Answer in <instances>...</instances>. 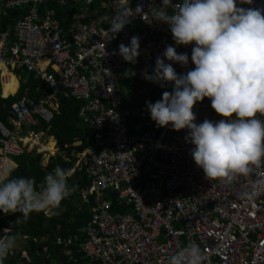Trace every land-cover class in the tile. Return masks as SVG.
I'll use <instances>...</instances> for the list:
<instances>
[{
  "label": "built area",
  "instance_id": "obj_1",
  "mask_svg": "<svg viewBox=\"0 0 264 264\" xmlns=\"http://www.w3.org/2000/svg\"><path fill=\"white\" fill-rule=\"evenodd\" d=\"M125 3L0 0L3 14L13 8L27 9L13 28L0 32V90L6 75L18 77L19 70L35 73L51 89L38 99L22 96L12 103L13 129L0 120V165H13L12 156L29 149H46L41 138L44 131L34 127L53 119L61 93L81 101L79 117L93 128L89 145L70 151V157L76 158L71 172L82 169L88 181L79 202L90 211L85 237L57 235L54 243L60 254L55 257L45 244L47 236L34 237L41 245L35 251L44 258L38 264H166V258L188 242L200 245L204 264H264V193L251 202L241 198L255 177L231 186L207 180L190 154L194 145L187 140L188 130L157 127L146 107V102L155 103L173 87L145 79V73H153L156 58H163L168 45L178 54L187 53V67L165 59L178 74H186L195 67L191 62L194 44L176 45L167 24L146 22L161 0H130L133 9L143 3L148 14L145 20L133 17L115 36L105 18ZM72 4L78 11L63 26L57 8ZM238 6L264 7V0ZM133 36L140 43L134 64L119 55V45H129ZM122 78L130 79L134 97L126 102ZM18 87L2 97L15 95ZM193 111L198 124L222 119L209 98L197 102ZM129 118L138 121L139 131L129 125ZM57 152L54 145L51 153ZM21 255L26 262L17 264H34L26 249Z\"/></svg>",
  "mask_w": 264,
  "mask_h": 264
},
{
  "label": "clouds",
  "instance_id": "obj_2",
  "mask_svg": "<svg viewBox=\"0 0 264 264\" xmlns=\"http://www.w3.org/2000/svg\"><path fill=\"white\" fill-rule=\"evenodd\" d=\"M238 4H252V0H161L151 9L146 22L167 24L176 45L194 44L195 67L178 74L172 63L187 67L189 56L166 46L163 58H156L153 73H145V79L162 87L171 83L172 91H164L155 103L146 102V107L157 127L188 130L187 140L194 145L190 154L207 180L231 186L255 177L241 193L251 202L264 193V7ZM147 14L143 3L133 9L126 0L105 18L108 31L116 36L133 17L145 20ZM139 49V37L133 36L129 45H119V55L134 64ZM205 98L222 119L195 122L193 108ZM14 171L11 164L0 165V212L19 213L17 224L33 212L59 215L62 202L78 187L68 183L71 170L59 165L39 185L34 178L13 176ZM16 243L10 229L0 230V264H5ZM204 259L200 245L188 242L169 255L166 264H204Z\"/></svg>",
  "mask_w": 264,
  "mask_h": 264
},
{
  "label": "trees",
  "instance_id": "obj_3",
  "mask_svg": "<svg viewBox=\"0 0 264 264\" xmlns=\"http://www.w3.org/2000/svg\"><path fill=\"white\" fill-rule=\"evenodd\" d=\"M46 4L50 7L55 6L53 1H47ZM76 11L78 10L74 4L59 6L57 15L61 24L63 26L69 24L73 20V14ZM26 12V8L10 9L8 14L1 16L0 31L13 28L15 21ZM66 13L69 14L67 17ZM83 21L88 22V18H84ZM14 38L15 36L12 34L11 39ZM18 72L21 75L18 92L15 95L2 97L9 94L8 89L10 87L8 85L15 88L13 93L18 87V79L13 73H8L6 81H3L4 95L2 90H0V120L6 123L11 116L10 109L14 101L22 96L38 99L51 91L50 88L43 85L40 78L35 76V73L25 70H19ZM58 100V109L53 119L49 123L40 122L39 125L34 127L36 130H44L48 135L55 138L58 152L50 156L49 162L45 167L42 165L43 153L35 150L24 151L21 155L12 156V159L16 162L13 176L34 178L37 185H39L44 180L45 175L53 171L57 165L63 169L71 170L76 160L75 157H70L71 149L81 151L89 145V137L93 133V128L79 117L81 101L74 97L65 96L63 93L59 94ZM135 102L138 103L137 101ZM76 141H80V144L76 145ZM67 156L70 159H66ZM68 183L70 185L75 184L78 187L71 197L62 202L63 210L59 215L47 217L44 212H33L26 222L17 224L15 221L20 215L19 213L5 215L0 212V230L8 228L11 232L19 233L25 240L24 247L20 250L14 249L5 260V264H17L19 261L26 262L25 257L21 255L23 249L28 251L34 264L41 262L44 258L37 255L35 251L36 247L41 249V245L33 239L34 237L47 236L48 239L45 244L48 245L49 252L53 257L60 254V247L54 243L57 235L78 233L84 239L87 221L90 217L89 208L79 203L80 192L88 184L85 172L82 169H76L72 172Z\"/></svg>",
  "mask_w": 264,
  "mask_h": 264
},
{
  "label": "rangeland",
  "instance_id": "obj_4",
  "mask_svg": "<svg viewBox=\"0 0 264 264\" xmlns=\"http://www.w3.org/2000/svg\"><path fill=\"white\" fill-rule=\"evenodd\" d=\"M18 76H20V78H21L20 72H18ZM120 82H121V85H122V87H121V94H122V96L124 98V102H126L127 98L134 99V97L132 96L133 95L132 94L133 92L129 88L130 87V84H131L130 79H128V78H122L120 80ZM8 87H10L9 88L10 89V92H9V89H8V93H13V91L15 90V88L12 87V86H10V85H8ZM137 122L138 121L136 119L129 118V125L130 126H133V129L134 130L139 131L140 128L137 125ZM42 163L43 164H46L45 161H43ZM47 217H49V216H47ZM12 233L15 234L16 241H17L15 249H17V250L22 249L24 247V245H25V240L21 237V235L19 233H17V232H12Z\"/></svg>",
  "mask_w": 264,
  "mask_h": 264
},
{
  "label": "crops",
  "instance_id": "obj_5",
  "mask_svg": "<svg viewBox=\"0 0 264 264\" xmlns=\"http://www.w3.org/2000/svg\"><path fill=\"white\" fill-rule=\"evenodd\" d=\"M9 13V10L7 11V13L6 14H8ZM6 14H3V11H2V7H1V5H0V19H1V16H3V15H6ZM88 21H89V19H88ZM6 30V29H5ZM3 31V30H2ZM1 32V31H0ZM18 76V75H17ZM19 78V79H18ZM17 79H18V83H20V76H18L17 77ZM20 87V86H19ZM18 87V88H19ZM6 123V122H5ZM10 128H14V126H13V124H12V120H11V118L9 117V120H8V122L6 123ZM15 130V129H14ZM16 131L17 132H19V133H23L24 131L22 130V131H20V129H16ZM44 131V130H43ZM42 142L45 144V145H49V147L50 146H54V145H56V140H55V138L53 137V136H51V135H48L47 134V132H45L44 131V134L42 135ZM53 142V143H52ZM32 150H35V151H37V152H40V153H43V159H42V162L43 161H45V163L46 164H43L42 163V165L45 167V166H47V164H48V162H49V159H50V156L52 155V153H51V151H49L48 149H43V148H40V147H38V149H37V147H36V149H32ZM32 150H27V151H32ZM53 150V149H52ZM13 161V166H15L16 165V162L14 161V160H12ZM50 217V216H49ZM28 252V251H27ZM29 254V253H28ZM18 263V262H17Z\"/></svg>",
  "mask_w": 264,
  "mask_h": 264
},
{
  "label": "bare ground",
  "instance_id": "obj_6",
  "mask_svg": "<svg viewBox=\"0 0 264 264\" xmlns=\"http://www.w3.org/2000/svg\"><path fill=\"white\" fill-rule=\"evenodd\" d=\"M2 93H3V95H4V83H3ZM4 96H6V95H4ZM52 143H53V142H52ZM40 148H41V147H40ZM44 148L48 149L49 151H53V150H52V149H53V146H50V147H49V145H45Z\"/></svg>",
  "mask_w": 264,
  "mask_h": 264
},
{
  "label": "water",
  "instance_id": "obj_7",
  "mask_svg": "<svg viewBox=\"0 0 264 264\" xmlns=\"http://www.w3.org/2000/svg\"><path fill=\"white\" fill-rule=\"evenodd\" d=\"M151 89V88H150Z\"/></svg>",
  "mask_w": 264,
  "mask_h": 264
}]
</instances>
